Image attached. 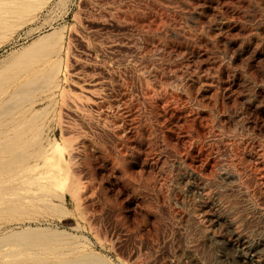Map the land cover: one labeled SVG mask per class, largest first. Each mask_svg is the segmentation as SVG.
Masks as SVG:
<instances>
[{
	"label": "rangeland",
	"instance_id": "374dc122",
	"mask_svg": "<svg viewBox=\"0 0 264 264\" xmlns=\"http://www.w3.org/2000/svg\"><path fill=\"white\" fill-rule=\"evenodd\" d=\"M31 4L0 68L62 31L65 156L0 184V262L264 264V0Z\"/></svg>",
	"mask_w": 264,
	"mask_h": 264
},
{
	"label": "bare ground",
	"instance_id": "6f19581e",
	"mask_svg": "<svg viewBox=\"0 0 264 264\" xmlns=\"http://www.w3.org/2000/svg\"><path fill=\"white\" fill-rule=\"evenodd\" d=\"M31 1H0V49L16 34L20 20L34 7ZM61 35L62 31L56 30L39 37L13 54L0 68V184L17 177L20 169L26 170L23 176L31 180L35 175L29 172L30 168H38L42 162L57 165L52 151H59L60 159H64V147L58 142L57 133H53L54 138L45 136L49 109L62 93L61 53L64 46H56ZM40 105L45 107L37 109ZM23 198L18 196L7 201L5 209H19ZM43 236L26 230L7 238L33 242ZM247 257L254 261L255 254L249 253Z\"/></svg>",
	"mask_w": 264,
	"mask_h": 264
}]
</instances>
